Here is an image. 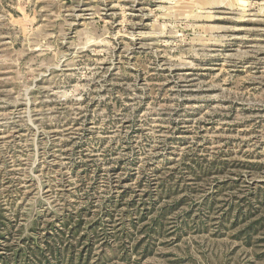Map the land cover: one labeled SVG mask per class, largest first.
Listing matches in <instances>:
<instances>
[{"label": "rangeland", "instance_id": "1", "mask_svg": "<svg viewBox=\"0 0 264 264\" xmlns=\"http://www.w3.org/2000/svg\"><path fill=\"white\" fill-rule=\"evenodd\" d=\"M0 264H264V0H0Z\"/></svg>", "mask_w": 264, "mask_h": 264}]
</instances>
